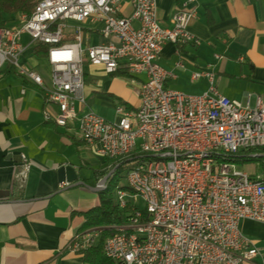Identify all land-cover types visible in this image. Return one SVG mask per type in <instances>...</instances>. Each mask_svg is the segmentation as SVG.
Segmentation results:
<instances>
[{
	"label": "built area",
	"instance_id": "1",
	"mask_svg": "<svg viewBox=\"0 0 264 264\" xmlns=\"http://www.w3.org/2000/svg\"><path fill=\"white\" fill-rule=\"evenodd\" d=\"M120 1L40 0L31 14L21 13L15 23L0 25V69L10 65L40 86L58 108L56 123L66 126L77 120L80 139L98 156L140 143L139 158L127 173L130 189L117 190L120 208L131 205L133 211L116 225L125 226V233L105 238L106 256L118 264L253 262L259 250L243 235L240 221H264V174L252 176L232 160L201 161V153L264 150V98L258 96L252 105L222 95L214 86L213 93L200 95L165 88L171 73L156 60L166 41L199 43L187 29L192 13L181 8L172 26L164 27L157 17V0H132L130 16L121 15ZM87 20L102 22L105 42L84 45L81 23ZM70 21L78 25L68 40ZM24 35L29 45H47L49 84L20 62ZM86 63L108 74L122 67L131 75L146 74L137 107L119 105L118 120L80 113L79 106L86 102ZM204 76L214 79L207 70L192 75ZM51 116L45 114L46 119ZM141 161H148V168H141ZM30 167L25 161L24 172ZM102 232L80 230L67 251L77 254L96 245Z\"/></svg>",
	"mask_w": 264,
	"mask_h": 264
},
{
	"label": "crops",
	"instance_id": "2",
	"mask_svg": "<svg viewBox=\"0 0 264 264\" xmlns=\"http://www.w3.org/2000/svg\"><path fill=\"white\" fill-rule=\"evenodd\" d=\"M121 15L133 12L132 0H121ZM185 8L192 13L187 29L199 44L166 41L157 62L171 72L165 86L192 95L213 93L211 87L231 99L255 104L264 98V3L262 0H157L162 26L171 27L174 13ZM68 40L73 39L70 21ZM137 25V22L134 23ZM87 42H105L102 22L81 23ZM20 62L35 70L46 84L51 66L46 53H38L24 35ZM84 67L86 102L80 113L95 112L118 120V104H139V87L146 74L131 75L125 67L108 74L101 66ZM207 70L214 74L193 79ZM51 113L46 119L45 114ZM56 105L47 101L43 89L5 65L0 69V264H84L83 255L67 251V245L82 228L83 212L99 205L98 192L84 185L60 184L58 168L73 165L80 180L96 186V171L109 165L84 143L78 121L57 125ZM25 161L31 164L24 172ZM250 174L264 173L262 161ZM240 229L250 245L259 250L253 262L264 264V221L242 219Z\"/></svg>",
	"mask_w": 264,
	"mask_h": 264
},
{
	"label": "trees",
	"instance_id": "3",
	"mask_svg": "<svg viewBox=\"0 0 264 264\" xmlns=\"http://www.w3.org/2000/svg\"><path fill=\"white\" fill-rule=\"evenodd\" d=\"M39 1L40 0H0V25L9 24L14 20V16L18 13L31 14ZM47 48L48 47L45 44H38L36 46L38 53H46ZM255 153L262 154L264 157V150H253L251 152L240 151L235 154H230L228 160H232V162L236 163L261 160L260 157L262 156H253ZM139 155V151H135L123 157L115 159L108 158L107 161H110L111 159L112 164L96 171V178L100 180L107 175L110 167L118 166L115 173L109 177L106 188L98 192L100 198L99 205L83 212L85 222L81 230L88 228H101L104 232V235H102L98 244L82 251L85 264H118L115 260L106 256L103 244L107 236L112 235L114 232L116 233L117 228L119 227L116 225L124 223L129 214L133 211L131 205L126 208H120L115 200L114 193L121 183L123 170L133 166L132 164H129L130 157L138 159Z\"/></svg>",
	"mask_w": 264,
	"mask_h": 264
},
{
	"label": "rangeland",
	"instance_id": "4",
	"mask_svg": "<svg viewBox=\"0 0 264 264\" xmlns=\"http://www.w3.org/2000/svg\"><path fill=\"white\" fill-rule=\"evenodd\" d=\"M19 14H21V13H18V14H16L15 16H14V20L12 21V22H10L9 24H13V23H15V21H17V17H18V15ZM158 17V16H157ZM135 23V22H134ZM17 24H19L18 22H17ZM135 25V24H134ZM137 25H138V23H137ZM137 25H135V26H137ZM84 33H86V30H84ZM194 36V35H193ZM195 37V36H194ZM196 38V37H195ZM197 39V38H196ZM199 40V39H198ZM188 43H190V42H188ZM191 43H194V42H191ZM199 43H200V40H199ZM199 43H195V44H199ZM182 44H185V43H182ZM84 45L87 47V46H90V45H92L91 43H89V42H87V35L85 34V40H84ZM157 61V60H156ZM158 63V62H157ZM159 64V63H158ZM91 64H88V63H86V69L88 70V72H91L90 70H91V68H92V66H90ZM160 65V64H159ZM168 71V70H167ZM201 71H204V70H201ZM198 72V71H197ZM129 73V72H128ZM171 73V72H170ZM195 73V72H194ZM130 74V73H129ZM171 75V74H170ZM169 75V76H170ZM193 75V74H192ZM168 76V77H169ZM167 77V78H168ZM167 78H166V80H167ZM166 80H165V82H166ZM164 86H165V83H164ZM165 88H167L166 86H165ZM170 89V88H169ZM174 90V89H173ZM182 92V91H181ZM183 93H185V92H183ZM187 94V93H186ZM119 105H124V104H118L117 105V107L119 106ZM81 106V105H80ZM80 106H79V108H80ZM125 107H127L128 109H135L136 107H134V108H130V107H128L127 105H124ZM116 107V108H117ZM117 112V111H116ZM119 118H120V116H119ZM110 120V119H109ZM56 122V121H55ZM58 125V124H57ZM136 151V150H135ZM135 151H133V152H135ZM138 151V150H137ZM132 153V152H131ZM130 154V153H129ZM258 156H262V154H258L257 153V155L256 156H254V157H258ZM123 157V156H122ZM108 158L109 157H105L104 159H107L108 160ZM119 158V157H118ZM261 158V160H257V162H259V161H262L263 163V166H264V157L262 156V157H260ZM112 159V158H111ZM110 159V161H107V162H109V166L112 164V160ZM113 159H115V158H113ZM135 159L136 158H134V157H130V159H129V164H132L133 165V162L135 161ZM128 164V165H129ZM237 165H238V167L240 168V169H242V170H244V171H253V170H255V168H256V166H257V163L255 162V161H250V162H244V163H239V162H237ZM117 168H118V166H115V167H110L109 169V172L107 173V175L112 171V170H114L113 172H112V174L111 175H113L114 173H115V171L117 170ZM132 168V167H131ZM131 168H127V169H125V170H123V172H122V180H121V183H120V185L119 186H121L122 188L123 187H127V188H123L124 190H129L130 188H129V186H128V184H127V173L129 172V170L131 169ZM249 173V172H248ZM250 174V173H249ZM262 174H264V173H262ZM110 175V176H111ZM250 175H252V176H257V175H259V174H256V175H253V174H250ZM106 176V175H105ZM104 176V177H105ZM103 177V178H104ZM102 178V179H103ZM102 179H100V181L102 180ZM109 179V178H108ZM99 181V182H100ZM108 181V180H107ZM98 182V183H99ZM105 185H107V182H106V184ZM118 186V187H119ZM117 187V188H118ZM105 188H106V186H105ZM104 188V189H105ZM115 200L117 201V199H118V195H117V189L115 190ZM139 207H144V201L143 200H141V199H137V201L135 202ZM88 229H92V228H88ZM83 230H87V229H83ZM104 232H102V235H104L103 234ZM102 235H101V237H102ZM101 237L99 238V240L97 241V244L99 243V241H100V239H101ZM77 254H80V255H83V253L81 252V253H77ZM85 264V263H84Z\"/></svg>",
	"mask_w": 264,
	"mask_h": 264
},
{
	"label": "bare ground",
	"instance_id": "5",
	"mask_svg": "<svg viewBox=\"0 0 264 264\" xmlns=\"http://www.w3.org/2000/svg\"><path fill=\"white\" fill-rule=\"evenodd\" d=\"M140 150V143H132L131 145H125L122 148H118L117 150H113L107 153V157L109 158H118L133 151ZM238 152H227L225 150H210V149H203L201 153V161H208V160H228V156L230 154H235ZM257 154H253L256 156ZM141 168H148V161H141ZM118 190V188H117ZM115 196V195H114ZM116 233H125V226H119L117 228Z\"/></svg>",
	"mask_w": 264,
	"mask_h": 264
},
{
	"label": "water",
	"instance_id": "6",
	"mask_svg": "<svg viewBox=\"0 0 264 264\" xmlns=\"http://www.w3.org/2000/svg\"><path fill=\"white\" fill-rule=\"evenodd\" d=\"M113 171L114 170H112L108 175H106L96 186H91L85 181L79 179V173L73 165L64 164L58 168V180L59 183L62 185L67 182L69 184L67 185L68 187L84 185L94 192H99L105 188V184Z\"/></svg>",
	"mask_w": 264,
	"mask_h": 264
}]
</instances>
